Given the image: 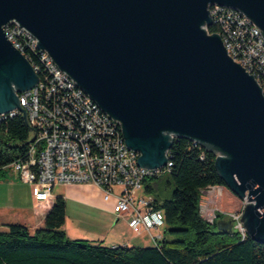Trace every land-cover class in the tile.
Masks as SVG:
<instances>
[{
	"label": "water",
	"instance_id": "1",
	"mask_svg": "<svg viewBox=\"0 0 264 264\" xmlns=\"http://www.w3.org/2000/svg\"><path fill=\"white\" fill-rule=\"evenodd\" d=\"M213 3L264 38V0H0V114L19 108L31 127L17 93L39 79L5 34L16 22L119 122L141 167L165 166L173 136L216 152L228 188L250 202L239 221L264 242V95L206 30Z\"/></svg>",
	"mask_w": 264,
	"mask_h": 264
},
{
	"label": "built area",
	"instance_id": "2",
	"mask_svg": "<svg viewBox=\"0 0 264 264\" xmlns=\"http://www.w3.org/2000/svg\"><path fill=\"white\" fill-rule=\"evenodd\" d=\"M208 9L212 25H207L206 30L209 33V28H216L214 33L221 36L229 56L253 75L264 95V38L260 31L234 7L213 3ZM4 31L30 61L39 81L31 90L17 93L33 132L28 155L0 166V171L15 172L31 186L38 202L51 199L56 184L93 183L102 190L105 201H116L113 211L117 216L129 215V227L135 233L147 231L158 246L163 235L154 230L164 228L165 214L156 207L155 197L146 191L145 181L171 172L170 149L165 166L141 167L137 162L141 153L125 145L119 122L58 68L49 54L38 47L33 34L16 22L4 25ZM19 114L23 116V111L15 108L0 114V121ZM178 138L181 137L173 136L172 142ZM244 213L231 214L243 239L248 234L239 221Z\"/></svg>",
	"mask_w": 264,
	"mask_h": 264
},
{
	"label": "trees",
	"instance_id": "3",
	"mask_svg": "<svg viewBox=\"0 0 264 264\" xmlns=\"http://www.w3.org/2000/svg\"><path fill=\"white\" fill-rule=\"evenodd\" d=\"M215 31L209 28V33ZM32 137L22 115L1 120L0 166L26 158ZM169 154L173 166L165 175L173 190L162 201L155 197L165 214L158 246H105L69 238L64 229L66 199L59 195L42 228L31 232L21 223L0 228V264H264V242L250 234L243 239L219 212L212 221L202 214V191L228 187L217 168L218 154L185 137L174 140ZM4 174L1 170L0 177ZM161 177L146 179L148 193Z\"/></svg>",
	"mask_w": 264,
	"mask_h": 264
},
{
	"label": "crops",
	"instance_id": "4",
	"mask_svg": "<svg viewBox=\"0 0 264 264\" xmlns=\"http://www.w3.org/2000/svg\"><path fill=\"white\" fill-rule=\"evenodd\" d=\"M20 182L24 184V186H22L21 191L25 197V201H23L20 208H15L12 211L21 210L22 213L19 212V214L17 215H12L8 220H6L9 221L6 222V225L16 221L26 225L31 230V232H34L37 229L42 228L45 224V217L51 209L55 198L57 197V195L53 193V190L56 185L52 189L53 197L51 199L38 202L35 201L33 197L31 186L22 182L21 180ZM61 194L66 199L67 216L64 229L69 238H89L87 240H90V238H97L99 241H101L104 238H108L110 236V233L115 230V226H118V224L115 225V223L120 221L121 218H124L127 223V227L133 231V229L130 228L128 225L129 215H124L120 217L117 216L113 211L114 204L116 201L114 199L105 201L103 198V192L97 185L93 183L67 184L65 185V189ZM0 210L4 211L5 208L0 206ZM74 217L75 220L73 221L72 219ZM6 225L4 227H6ZM82 225H88L92 228H85ZM164 229L165 228L154 230V233H162L163 235ZM122 233L123 236L127 235L124 231H122ZM134 233L130 237H125V239L123 240L124 245H139L142 247V245H140L141 243H138L140 241L137 237L139 233ZM149 240H153L150 234ZM154 245L155 243L153 241L152 245L146 244L143 246Z\"/></svg>",
	"mask_w": 264,
	"mask_h": 264
},
{
	"label": "rangeland",
	"instance_id": "5",
	"mask_svg": "<svg viewBox=\"0 0 264 264\" xmlns=\"http://www.w3.org/2000/svg\"><path fill=\"white\" fill-rule=\"evenodd\" d=\"M4 176L0 177V206L4 207L5 210H0V228H4L6 225V221L8 220L12 215H17L22 213L21 210H15L12 211L15 208H20L24 200V195L22 194V186H24L23 183L20 182L19 177L13 173L11 170H3ZM155 185V191L150 193L154 197H157L160 199V201L169 198L173 186L167 184V176L163 175L161 179L156 180ZM65 189V185L56 184L53 193L55 195H62L63 190ZM27 198V197H26ZM250 204L248 199L246 197H240L239 195L235 194L230 188L224 187V186H214L207 189H204L202 191V202H201V210L203 216L209 220L212 221L217 213H221L225 216V220L229 221L230 224H234L231 220V214L235 212H245L246 206ZM75 220V217L72 219ZM12 223H20V222H12ZM114 224V222H113ZM115 230L110 233V236L108 238H104L103 240L99 241L97 238H90V242L94 244H102L105 246H118V245H124L123 240L125 237H130L133 235V231L127 227V223L124 220V218H121L120 221L115 223ZM85 228H92L88 225H82ZM215 228H220L215 227ZM122 231L127 234L126 236H123ZM115 234V235H113ZM136 234V233H134ZM119 235V236H118ZM140 236V237H139ZM139 238V242L141 243L142 247H147L143 245H152L153 240H149V234L148 232L139 233L137 235ZM76 239H89V238H76ZM146 243V244H144ZM150 243V244H148ZM139 246V245H138Z\"/></svg>",
	"mask_w": 264,
	"mask_h": 264
}]
</instances>
